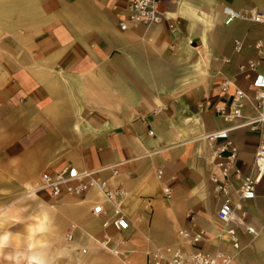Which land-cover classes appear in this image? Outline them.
Listing matches in <instances>:
<instances>
[{
  "label": "crops",
  "instance_id": "crops-1",
  "mask_svg": "<svg viewBox=\"0 0 264 264\" xmlns=\"http://www.w3.org/2000/svg\"><path fill=\"white\" fill-rule=\"evenodd\" d=\"M260 1L157 0L161 22L120 30L126 0H0V196L24 193L41 172L66 165L99 170L127 191L122 211L130 226L119 234L91 215L96 191L58 199L25 194L37 205L29 231L62 239L74 224L67 242L80 264H122L95 243L103 233L125 264H144L153 248L229 249L215 238L221 196L210 179L218 171L201 137L230 126L212 113L224 100L218 84L228 79L249 91L251 74L239 67L257 57L254 43L264 40L258 24L224 25L221 7L264 13ZM228 138L246 174L256 133L236 128ZM255 193L241 206L258 235L239 234L233 264H264V178ZM180 229L201 230L204 239L187 245ZM28 259L42 264L34 253Z\"/></svg>",
  "mask_w": 264,
  "mask_h": 264
},
{
  "label": "built area",
  "instance_id": "built-area-1",
  "mask_svg": "<svg viewBox=\"0 0 264 264\" xmlns=\"http://www.w3.org/2000/svg\"><path fill=\"white\" fill-rule=\"evenodd\" d=\"M156 2L157 0H126V15L125 19L118 23L119 29H125L127 23L148 25L161 22L163 15L158 11ZM221 13L224 25L234 20H246L264 28L263 12L250 9L243 13L228 5H222ZM186 43L197 47L193 45L191 39H187ZM237 46L236 43L235 48ZM254 48L257 57L245 66L239 67L240 71L251 74L250 90L245 91L228 79H222L218 84V90L224 95V100L213 106L212 113L223 122L230 123V126L201 137L218 171V174L210 179L214 184V191L221 196L214 212V219L219 225L215 238L221 244L228 245L229 249L216 246L209 251L196 250L184 253L176 248H153L145 252L144 264H233L240 250L239 234L250 237L258 235V231L246 222L247 214L241 206L242 201L254 199L256 186L264 178V40H256ZM246 109H248L247 114L244 113ZM236 128H245L256 133L252 161L246 174H242L236 165V148L228 138V133ZM104 169L109 170L111 176L117 174L111 166ZM98 171H79L70 165L52 171H43L25 189V193L43 192L58 199L64 195L84 196L89 191H96L101 198L91 205V215L102 218L101 227L104 230L110 228L114 233L119 234L130 226L122 211V201L127 196V191L120 186H110L106 179L97 175ZM156 173L161 172L158 170ZM234 181L238 182L237 186H234ZM162 194L168 197L170 190L165 187L162 189ZM74 229L76 226L70 223L62 236L65 241L72 240ZM177 234L187 245H194L204 239L201 230L180 229ZM94 241L98 247L108 251L125 264L126 255L117 246L110 245L111 238L107 233H103ZM121 242V239H117L116 244ZM85 251L86 248L79 249L81 254Z\"/></svg>",
  "mask_w": 264,
  "mask_h": 264
},
{
  "label": "rangeland",
  "instance_id": "rangeland-1",
  "mask_svg": "<svg viewBox=\"0 0 264 264\" xmlns=\"http://www.w3.org/2000/svg\"><path fill=\"white\" fill-rule=\"evenodd\" d=\"M259 7L264 9V1L259 2ZM25 194L24 190L16 196H0V264H35L28 259L31 253L38 255L42 264H80L79 254L63 237L29 231L37 205L34 197Z\"/></svg>",
  "mask_w": 264,
  "mask_h": 264
}]
</instances>
